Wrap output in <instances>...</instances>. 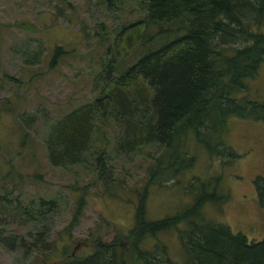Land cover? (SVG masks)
I'll list each match as a JSON object with an SVG mask.
<instances>
[{
    "label": "rangeland",
    "instance_id": "obj_1",
    "mask_svg": "<svg viewBox=\"0 0 264 264\" xmlns=\"http://www.w3.org/2000/svg\"><path fill=\"white\" fill-rule=\"evenodd\" d=\"M137 12L135 0L113 1L108 7L102 0H0V227L2 235L22 241V246L15 242L10 248L0 240V264H39L70 250L73 255L87 254L96 236L108 241L116 230L126 233L132 226L135 191L147 177L152 146L127 156L116 154L111 145L118 128L111 117L106 119L112 129L108 134L112 180L108 181L116 193L110 195L96 177L91 158L82 164L53 165L46 158L43 139L60 114L97 93L111 56L124 64L133 61V52L118 55L112 39L121 22L134 20ZM57 44L63 52L49 65ZM245 82L246 88L234 97L264 100V61ZM221 136L235 156L209 155L189 137L187 147L194 154L191 168L165 184L149 186L146 217L173 215L189 207L200 191H215L223 198L204 201L190 218L220 222L247 240H259L264 234V212L254 178L264 174V120L229 115ZM83 189L82 213L67 231L64 227ZM41 197L54 204L43 216H35ZM187 224L188 220H181L177 227L184 229ZM148 237L141 247L151 246L153 239ZM157 237L165 244L170 260L166 264L185 261L175 228Z\"/></svg>",
    "mask_w": 264,
    "mask_h": 264
},
{
    "label": "trees",
    "instance_id": "obj_2",
    "mask_svg": "<svg viewBox=\"0 0 264 264\" xmlns=\"http://www.w3.org/2000/svg\"><path fill=\"white\" fill-rule=\"evenodd\" d=\"M102 1L108 7L118 0ZM135 1L139 16L122 21L112 39L118 55L133 52V61L124 64L111 56L97 93L60 114L43 139L46 158L53 165L82 164L91 158L96 177L110 195L116 193L108 181L112 180L108 154L112 129L106 119L111 117L118 128L111 145L116 154L127 156L152 146L147 177L135 191L133 224L126 233L116 230L108 241L96 236L87 254L73 255L70 250L39 264L170 263L157 234L173 228L186 256L182 264H264V234L259 240H247L226 224L190 218L204 201L223 198L215 191H200L189 207L173 215L148 219L145 213L149 186L165 184L191 168L194 154L187 147L189 137L209 155L232 157L235 153L221 136L227 116L264 120V100L233 96L246 88L245 78L264 61V0ZM61 52V45H54L49 65ZM254 186L264 212V174L254 178ZM85 192L74 201L67 231L78 222ZM37 203L41 209L35 216H43L54 201L41 197ZM181 220H188L184 229L177 227ZM1 230L2 242L10 248L15 242L22 246V241L2 235ZM41 232L37 235L44 248ZM146 237L153 239L152 244L141 247Z\"/></svg>",
    "mask_w": 264,
    "mask_h": 264
}]
</instances>
